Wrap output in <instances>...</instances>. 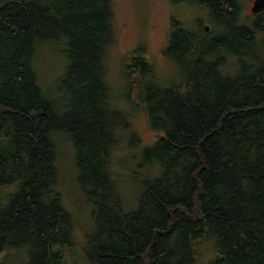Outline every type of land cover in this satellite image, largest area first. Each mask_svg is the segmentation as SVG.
I'll return each mask as SVG.
<instances>
[{
  "label": "trees",
  "instance_id": "trees-1",
  "mask_svg": "<svg viewBox=\"0 0 264 264\" xmlns=\"http://www.w3.org/2000/svg\"><path fill=\"white\" fill-rule=\"evenodd\" d=\"M244 1L175 0L209 17L190 28L182 7L160 46L119 57L124 97L135 89L157 134L135 169L159 172L126 207L111 158L127 116L106 82L115 0H0V263L264 264V11ZM43 47L67 61L59 85L76 99L63 112L38 84ZM61 135L92 209L78 249L55 190Z\"/></svg>",
  "mask_w": 264,
  "mask_h": 264
},
{
  "label": "rangeland",
  "instance_id": "rangeland-1",
  "mask_svg": "<svg viewBox=\"0 0 264 264\" xmlns=\"http://www.w3.org/2000/svg\"><path fill=\"white\" fill-rule=\"evenodd\" d=\"M175 0H115V19L117 37L111 48L106 62V82L113 91L114 100L118 107L126 113L128 126L119 132V142L112 155L111 174L118 184L125 206H132L136 200L138 186L144 179H156L159 176L157 168L143 169L141 172L135 169L137 159H142L143 149L157 137L150 131L145 115L141 109L133 106L135 89L130 92L126 100L127 87L124 84L125 77L119 66V57L125 53V49L138 44H147L151 41L153 47L161 45L165 31L169 28L168 16L175 17L179 22H185L192 28L197 18L207 19L206 11L190 13L191 5H179ZM253 0L244 1V13H249ZM190 13V14H189ZM198 13V14H197ZM189 14L188 16H186ZM192 14V15H191ZM200 14V15H199ZM206 21L204 25L209 26ZM61 47H43L38 49L35 59L38 84L47 90L49 95L56 99V109L63 112L71 108V102L76 98L67 91L66 86L59 85V77L62 76L66 60L63 58ZM230 60V59H229ZM233 74V72H230ZM60 86V89H59ZM125 96V97H124ZM137 143H134V137ZM56 144V168L58 181L55 190L60 194L63 206L73 217L75 229L76 248L83 244L86 233L90 232L92 218L91 206L81 193L76 183L77 170L74 165L75 150L71 140L61 135ZM135 174H140L135 176ZM129 206V207H130ZM18 255V254H17ZM17 255H9L2 264H23L24 261ZM0 263V264H1Z\"/></svg>",
  "mask_w": 264,
  "mask_h": 264
},
{
  "label": "water",
  "instance_id": "water-1",
  "mask_svg": "<svg viewBox=\"0 0 264 264\" xmlns=\"http://www.w3.org/2000/svg\"><path fill=\"white\" fill-rule=\"evenodd\" d=\"M262 10H264V0H254L251 7L252 14H258ZM206 30H208L207 27Z\"/></svg>",
  "mask_w": 264,
  "mask_h": 264
},
{
  "label": "flooded vegetation",
  "instance_id": "flooded-vegetation-1",
  "mask_svg": "<svg viewBox=\"0 0 264 264\" xmlns=\"http://www.w3.org/2000/svg\"><path fill=\"white\" fill-rule=\"evenodd\" d=\"M262 11H264V10H262ZM208 28V27H207ZM205 30H206V28H205ZM207 31V30H206Z\"/></svg>",
  "mask_w": 264,
  "mask_h": 264
}]
</instances>
